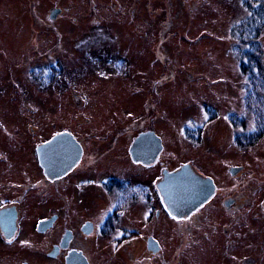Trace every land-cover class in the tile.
Masks as SVG:
<instances>
[{
    "label": "flooded vegetation",
    "instance_id": "af4514ba",
    "mask_svg": "<svg viewBox=\"0 0 264 264\" xmlns=\"http://www.w3.org/2000/svg\"><path fill=\"white\" fill-rule=\"evenodd\" d=\"M101 54L117 68L122 55ZM61 64L40 66L44 89L59 84L49 71ZM69 97L85 105L78 92ZM156 108L143 103L131 126L92 117L72 130L60 114L44 115L43 130L19 131L21 114L0 116V264H264V155L255 150L263 128L236 125L231 141L213 143L197 142L204 127L185 126L188 157L173 162Z\"/></svg>",
    "mask_w": 264,
    "mask_h": 264
},
{
    "label": "rangeland",
    "instance_id": "374dc122",
    "mask_svg": "<svg viewBox=\"0 0 264 264\" xmlns=\"http://www.w3.org/2000/svg\"><path fill=\"white\" fill-rule=\"evenodd\" d=\"M262 2L0 0V116L21 114L18 131L31 124L43 130L41 118L59 114L66 117L60 126L71 130L78 121L88 128L92 120L131 126L144 117V103L157 106L154 126L165 142L175 143L173 162L188 157L185 126L204 127L197 142L231 141L233 127L244 124L248 131L258 118L254 102L246 109L250 87L240 63L252 51L263 75L253 71L264 80V30H255L259 21L264 24ZM56 8L62 13L50 20ZM248 17L256 23L250 35L244 33ZM87 52H92L91 61L84 59ZM117 52L121 71L111 69L110 58L101 54ZM57 60L63 69L49 75L57 74L59 84L50 82L44 89L46 76L39 68L44 62L56 66ZM73 91L83 107L69 99ZM29 144L24 141L18 153ZM255 150L264 155V139Z\"/></svg>",
    "mask_w": 264,
    "mask_h": 264
},
{
    "label": "trees",
    "instance_id": "16d2710c",
    "mask_svg": "<svg viewBox=\"0 0 264 264\" xmlns=\"http://www.w3.org/2000/svg\"><path fill=\"white\" fill-rule=\"evenodd\" d=\"M243 1L245 2V0H243ZM262 3L264 4V2H262ZM262 6H264V5H262ZM259 15L262 16L264 14L259 13ZM263 22H264V20H263ZM247 23L249 26H247L248 28L247 27L246 28L249 30H246L244 28V33L247 31L246 32L247 35H250L252 32H254V29L252 27H254L256 23L254 24L251 17L250 18L248 17ZM249 27H251V29ZM238 28H240V26H238ZM242 29H243V27H242ZM262 29L264 30V24L262 25V21L261 22L259 21V25L255 29L257 34L261 33ZM250 47H248L249 50H250ZM245 55H246V59H244L243 62L240 63V65H241L242 72L247 74V76H248L247 81H248L249 87H250V89L248 91V97H247L248 104L246 106V109L253 108V105H251V103L254 102V106L256 108L254 110L256 111V113H257L256 116L258 118H255L256 120H253L254 121L253 126H255L257 128H263V130H264V95H262V94H264V80H262L263 77L262 78L260 76L256 77L257 73H260L261 75H263V70L261 69V67L259 65V60L255 59L256 57H254L252 55V51L245 52L244 56ZM253 68H255V70L257 71L256 74L254 73ZM248 69H251V70H248ZM251 99H254L255 101H252ZM241 126L245 127L244 124H241ZM258 137H259V135H254L251 139H248V140L250 143H253V142L257 141ZM242 140H245V139H242Z\"/></svg>",
    "mask_w": 264,
    "mask_h": 264
},
{
    "label": "water",
    "instance_id": "95a60500",
    "mask_svg": "<svg viewBox=\"0 0 264 264\" xmlns=\"http://www.w3.org/2000/svg\"><path fill=\"white\" fill-rule=\"evenodd\" d=\"M62 13V9L61 8H56L54 10H52L50 12V15H49V18L50 20H55L60 14ZM137 145L135 144L134 145V149H136ZM42 148L41 146L37 149V152H38V156H39V160L40 162H43L44 159H47L45 158L44 155H42ZM186 168L185 167H182L177 173L176 175L178 176L177 177V180H176V184H177V187H176V192L178 194H184V192L186 191L185 190V180L184 179H181L180 176L182 175H185L187 173V171L185 170Z\"/></svg>",
    "mask_w": 264,
    "mask_h": 264
},
{
    "label": "snow or ice",
    "instance_id": "6c2138e0",
    "mask_svg": "<svg viewBox=\"0 0 264 264\" xmlns=\"http://www.w3.org/2000/svg\"><path fill=\"white\" fill-rule=\"evenodd\" d=\"M175 218V217H174Z\"/></svg>",
    "mask_w": 264,
    "mask_h": 264
}]
</instances>
